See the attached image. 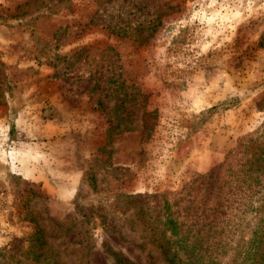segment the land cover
Listing matches in <instances>:
<instances>
[{
    "label": "rangeland",
    "instance_id": "1",
    "mask_svg": "<svg viewBox=\"0 0 264 264\" xmlns=\"http://www.w3.org/2000/svg\"><path fill=\"white\" fill-rule=\"evenodd\" d=\"M263 122L264 0H0V249L171 264L166 205Z\"/></svg>",
    "mask_w": 264,
    "mask_h": 264
},
{
    "label": "trees",
    "instance_id": "2",
    "mask_svg": "<svg viewBox=\"0 0 264 264\" xmlns=\"http://www.w3.org/2000/svg\"><path fill=\"white\" fill-rule=\"evenodd\" d=\"M187 185L203 201L183 207L184 214L180 206L166 205L165 230L171 236L165 234L160 246L169 262L264 264V122ZM45 244L37 227L0 249V264H57L45 255ZM109 254L115 264H137L117 250L109 248Z\"/></svg>",
    "mask_w": 264,
    "mask_h": 264
}]
</instances>
